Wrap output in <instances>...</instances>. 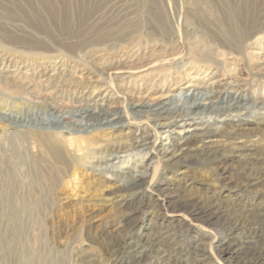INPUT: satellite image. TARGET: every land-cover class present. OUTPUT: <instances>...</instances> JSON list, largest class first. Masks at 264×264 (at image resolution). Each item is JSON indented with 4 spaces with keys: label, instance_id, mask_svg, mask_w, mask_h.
I'll list each match as a JSON object with an SVG mask.
<instances>
[{
    "label": "rangeland",
    "instance_id": "obj_1",
    "mask_svg": "<svg viewBox=\"0 0 264 264\" xmlns=\"http://www.w3.org/2000/svg\"><path fill=\"white\" fill-rule=\"evenodd\" d=\"M235 26L238 40L223 32ZM57 69H67L64 78L72 82L53 105L21 98L26 79L38 85ZM224 76L233 87L215 106L228 108L243 95L241 118L236 111L204 110L214 137L184 147L190 155L180 162L162 150L156 155L152 144L160 149L174 129L160 127L171 121L164 117L178 116L172 109L192 102L186 87ZM197 90L202 97L205 88ZM94 93L109 97L106 107L118 113L114 123L76 115ZM140 101L152 107L138 111ZM260 102L264 0H0V139L23 130L55 132L61 140L97 135L89 150H73V173L53 193L55 202L0 201V264H116L120 258L127 264L134 248L125 243L136 238L133 224L140 217L171 227L169 236L154 228V247L143 264H257L253 255L264 234ZM141 141L147 145H135ZM140 162L149 177L135 189L142 205L139 200L130 208L125 200L135 191L128 171ZM157 188L165 189L167 205L157 199ZM211 205L219 210L212 223L189 216L194 207ZM195 238L198 261H188L184 250ZM214 241L243 250L220 256Z\"/></svg>",
    "mask_w": 264,
    "mask_h": 264
},
{
    "label": "bare ground",
    "instance_id": "obj_2",
    "mask_svg": "<svg viewBox=\"0 0 264 264\" xmlns=\"http://www.w3.org/2000/svg\"><path fill=\"white\" fill-rule=\"evenodd\" d=\"M229 13L231 19L234 21L236 19L235 12L229 10ZM223 32L224 34L231 36L234 40H238L240 35L237 32L236 26L233 27L231 31ZM67 73V69H57L46 78H44L38 85L35 84L33 80L26 79L23 87H20L21 89H23V91H25L24 94H21V98L35 104L46 103L53 105L51 101L60 98L62 90L70 85V82H72L71 80H67L64 78ZM79 79H81V76ZM231 83L232 82L224 76L208 83V85L197 87V85L189 84L186 87L188 89V93L186 96L190 97V99L192 100L190 106L182 108L176 106L172 109V112L177 113L178 116H174V114L173 116L167 115V117H164V119L171 121L169 123H167V121V124H162L160 125V127L167 126V128L174 129H171L170 131L171 134L168 138L169 141L167 143L160 144V149L157 148V141L152 144L153 152L157 155V153L162 150L164 151V154L166 156L172 154L170 156L173 157V161L176 160V162H180L181 160L183 161L187 158L186 152L188 151L184 152V147L187 146V149L189 148V150H191L190 145L196 144L199 138L211 139L212 137H214L216 135V130L207 127L209 125V122L205 120V113H203L204 110L206 111L212 109V111H214V114H223L224 111L225 114L236 111L238 113V116H240L241 118V113L246 110L243 109L245 108L243 106L245 104L242 103V101L246 100L245 96L243 95H237L236 99L238 101H235L234 104H232L228 108L221 107V109H219L217 106H215L217 101L216 99H223L228 93L226 92L227 90L225 91V89H227L231 85L233 87V84ZM203 88H205L204 92L199 91L203 96L198 98L195 93L198 91L197 89ZM40 89H43L44 92H41ZM39 96H43L45 99L42 100V98H40ZM104 98L105 97L96 96V93H94V96H92L90 103H88L84 109H81V111H77L76 115L82 117L83 119L85 118L95 120L105 124H111V122L114 123L113 120L118 117V113L116 110H113L112 107H106L109 97L107 98V100ZM206 100H209L208 104L204 103V101ZM259 104L261 105V107L258 108L264 110V102H260ZM138 106L140 107L138 111H146V108L152 107L151 104L147 102H141V104H138ZM166 110L169 111V109ZM162 112L163 111L161 110V113ZM260 115L261 116L259 119L261 120V123H264V111L261 112ZM177 118H180L182 120L179 121ZM197 119L203 120L198 121ZM155 120L158 121V119ZM179 122L183 123L179 125ZM239 124L244 123H241L240 121ZM177 128H181L182 132L187 131L188 136L182 135V132H177ZM96 138L97 135L92 134L77 135L69 138L68 140H61L60 135L55 132L23 130L21 132H16L11 138L8 137L0 139V151L2 149L3 151H5L4 157L6 162L4 169L1 168L2 170L0 174V185L3 184V187L5 188L4 192L0 193V201L8 203L16 201L22 203L21 205L23 206H39L55 202L56 197L53 195V193L64 182V179L66 177H69V174L72 175V163L74 162L75 156H78L73 154V150L74 153L89 150L90 147L96 144ZM189 139H194L195 141H190ZM135 145L144 147L147 145V142L144 143V141H141ZM188 155H190L189 152ZM146 168V165L140 162V165H137L136 169L128 171L130 175L129 187L131 189H134V191L136 188H141L143 185H145L147 178L149 177V172H143L144 170H146ZM156 191L158 192L157 199H159L162 204L167 205L169 197L162 194L163 192H165V189L157 188ZM138 193L139 192L135 191L129 196L128 199L125 200V203L127 202L130 208L136 205V202H138L139 200H141L140 203L142 205L143 200ZM211 206H208L209 208L196 206L192 209L191 215L189 216L193 218L203 216L205 219H207L206 221L212 223L215 217H219V210H215L213 209L214 206ZM132 211L133 213H135L136 210ZM133 226L137 230L136 238L134 239V241L125 243L128 249L130 247L134 248L133 250L129 249L130 252L128 253L131 254V260L128 261L127 264H143L144 262H147L150 252L154 247L153 241L151 240L152 233L153 231H155L154 228L156 229L157 227H159L160 229L164 230V234L169 236L171 227L165 224L164 221L159 223L150 219L149 222H145L143 217H140L138 220H136ZM196 238L194 240H191V247L184 250V254L187 257L188 261H190L192 258H195V260L193 261H198V259H196V251H198L199 244L197 243L198 240ZM262 239L263 244H261L257 248L259 251L253 255V260H255L257 264H260L261 260L264 262V234L262 235ZM213 244V250H216L217 254H219L220 256H228L230 254V250L232 253H236L237 251L241 252L243 250V248H241L240 246L234 247L233 244H229L224 248L222 243H220L219 241H214ZM124 248L126 249V247ZM126 262V259L120 258L116 264H126Z\"/></svg>",
    "mask_w": 264,
    "mask_h": 264
}]
</instances>
